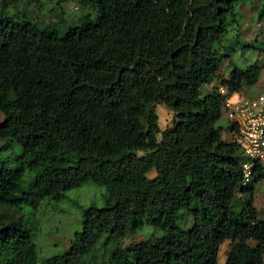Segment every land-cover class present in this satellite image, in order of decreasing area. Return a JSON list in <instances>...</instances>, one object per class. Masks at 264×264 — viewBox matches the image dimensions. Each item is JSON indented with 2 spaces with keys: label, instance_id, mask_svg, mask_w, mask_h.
<instances>
[{
  "label": "trees",
  "instance_id": "obj_1",
  "mask_svg": "<svg viewBox=\"0 0 264 264\" xmlns=\"http://www.w3.org/2000/svg\"><path fill=\"white\" fill-rule=\"evenodd\" d=\"M80 1L92 10L64 33L0 15V264H83L99 242L146 225L161 234L112 246L100 264H217L228 238L224 264H264L254 203L264 163L242 184L241 148L217 125L218 86L239 90L261 74L254 63L218 76L240 0ZM158 102L175 114L164 129ZM88 181L106 186L105 204L85 209L66 250L40 259L26 208Z\"/></svg>",
  "mask_w": 264,
  "mask_h": 264
},
{
  "label": "rangeland",
  "instance_id": "obj_2",
  "mask_svg": "<svg viewBox=\"0 0 264 264\" xmlns=\"http://www.w3.org/2000/svg\"><path fill=\"white\" fill-rule=\"evenodd\" d=\"M264 0H240L236 4L238 22L233 24L224 35L223 45H229L231 56L224 58L220 71L228 73L234 66L246 69L249 65L257 63L261 65L259 80L250 85L253 92L264 91V20H259L258 12ZM90 5L83 4L80 0H0V15L28 18L43 26L49 23L57 24L60 33H64L70 26L79 22L80 16L91 11ZM217 79L205 83L201 88V94L208 93L215 85ZM158 114V123L161 129L173 123L174 111L164 102L151 105ZM4 114L0 112V121ZM231 123L226 111L218 119L217 125L221 126V135L226 140H231L229 129ZM161 132L158 134L160 137ZM156 170L148 172L154 176ZM254 203L259 209V215L264 218V179L255 183ZM107 189L104 184L88 181L82 185L73 187L59 200L45 199L35 209L27 207V210H35L39 220L36 231V242L40 259L63 252L72 243L76 231L83 226L85 209L91 205L102 206L105 204ZM191 223V220L187 222ZM150 231L161 234V231L146 225L137 232H129L121 243H109L106 247L102 242L86 257L83 264H100L107 258L110 248L121 244L123 247L131 246L148 237ZM232 239H226L220 246L217 264H224L227 249ZM248 241L256 244V240Z\"/></svg>",
  "mask_w": 264,
  "mask_h": 264
},
{
  "label": "built area",
  "instance_id": "obj_3",
  "mask_svg": "<svg viewBox=\"0 0 264 264\" xmlns=\"http://www.w3.org/2000/svg\"><path fill=\"white\" fill-rule=\"evenodd\" d=\"M223 107L233 125L232 138L242 151V184L254 177L255 166L264 163V91L249 95L220 84Z\"/></svg>",
  "mask_w": 264,
  "mask_h": 264
},
{
  "label": "crops",
  "instance_id": "obj_4",
  "mask_svg": "<svg viewBox=\"0 0 264 264\" xmlns=\"http://www.w3.org/2000/svg\"><path fill=\"white\" fill-rule=\"evenodd\" d=\"M227 75L228 73H225V71H223V72H221L220 70H219V72H218V76H220V75ZM216 79H217V81H218V77H216ZM243 93H246V94H249V95H256L257 93L256 92H253L252 91V89L250 88V85H247V84H245V85H243L242 87H241V89H240ZM259 93V92H258Z\"/></svg>",
  "mask_w": 264,
  "mask_h": 264
}]
</instances>
